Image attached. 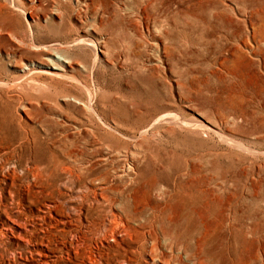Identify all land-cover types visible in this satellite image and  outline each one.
I'll return each mask as SVG.
<instances>
[{
  "label": "rangeland",
  "instance_id": "1",
  "mask_svg": "<svg viewBox=\"0 0 264 264\" xmlns=\"http://www.w3.org/2000/svg\"><path fill=\"white\" fill-rule=\"evenodd\" d=\"M80 38L105 50L95 65L91 48L73 47ZM69 163L107 180L128 173L109 196L125 216L141 212L154 250L185 264H264V0H103L88 11L0 0V179L16 178L15 204L0 190V218L18 213L43 232L28 206L41 188L71 185ZM119 236L98 241L100 261L51 253L50 264H165L142 234ZM0 250L4 264L39 259L21 238Z\"/></svg>",
  "mask_w": 264,
  "mask_h": 264
},
{
  "label": "bare ground",
  "instance_id": "2",
  "mask_svg": "<svg viewBox=\"0 0 264 264\" xmlns=\"http://www.w3.org/2000/svg\"><path fill=\"white\" fill-rule=\"evenodd\" d=\"M77 2H82L83 7L88 11L97 8L100 3H103V0H77ZM163 26L164 24L161 23L158 30L163 32V29H165ZM78 44L82 46L85 45L94 51V65L99 61L98 57L100 52L103 54L105 52L94 40L89 38L73 40V47H76ZM28 135L26 139L30 141ZM99 151L100 149L97 148L96 152L98 153ZM72 152L74 151L71 150L67 155ZM79 168L82 169L81 165L78 163L77 166L74 164L71 165L70 163L63 164L61 181L65 184L70 183L71 185L65 186L64 189L59 188L56 192H47L45 188H41L42 199L37 201V203H40L36 205L38 209H34L33 206L27 207L28 195H19V202L21 201L20 203L28 208L29 212L27 213H31L30 215L36 219H42L43 223L47 225V228L43 230V232L27 228L24 226V222H22L18 213H12L9 217H2L0 218V247H4L5 238L8 240L21 238L31 252L32 256L30 257L39 256V259L33 261L36 264H50V260H53V258H50L51 253H55L56 257L65 254L72 259L81 257L84 262L100 261L102 255L98 241L104 244L106 248H111L114 246L111 241H119V243L125 242V238L119 236L121 233L137 232L144 236L139 246L144 247L149 255L155 253L159 260L165 264H185L183 258L178 259L174 256L168 257L161 249L154 250L156 244L152 242V230L147 229V227L141 223V220L138 219L141 212H134L133 215H130L137 217H129L125 216L120 209L115 207L118 200L110 198V190L124 189L120 183H116L115 180L128 176L127 172L121 174V176L117 178L114 177L107 180L108 173H105V175L95 173L97 170L95 165L83 169L88 171L86 174H84L85 171ZM39 170L40 169L37 168L36 171ZM7 177L9 180L5 182H3V179H0V190H5L9 194L8 197L11 200L5 202L4 196L0 193V215L4 213V202L6 205L15 204L16 199V197H14L16 193L14 190L16 178L12 174H9ZM86 178H88L87 180L90 181V184L87 185L86 189L84 188L82 194L72 196L71 194L81 191V186L84 187L82 183ZM183 181L184 184L189 187L193 182V177L184 176ZM51 183H53V181ZM73 185H79V188L76 190H69L70 188L68 187ZM46 193L48 194L45 195ZM103 201H108L109 206L107 208L103 205ZM40 224H42V222ZM58 236L63 239V244L56 242L55 238ZM94 247L95 249H92ZM124 251L132 255V252L135 250L125 247ZM0 252L4 255V251L0 250ZM21 254L23 255V253ZM26 258L28 259L29 257ZM0 264H4V260L0 261ZM15 264L21 263L15 262Z\"/></svg>",
  "mask_w": 264,
  "mask_h": 264
}]
</instances>
